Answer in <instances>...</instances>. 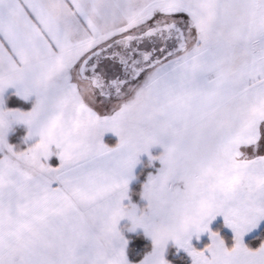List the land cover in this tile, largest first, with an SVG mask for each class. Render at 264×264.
<instances>
[{
	"label": "snow or ice",
	"instance_id": "snow-or-ice-1",
	"mask_svg": "<svg viewBox=\"0 0 264 264\" xmlns=\"http://www.w3.org/2000/svg\"><path fill=\"white\" fill-rule=\"evenodd\" d=\"M0 264H264V0H0Z\"/></svg>",
	"mask_w": 264,
	"mask_h": 264
}]
</instances>
